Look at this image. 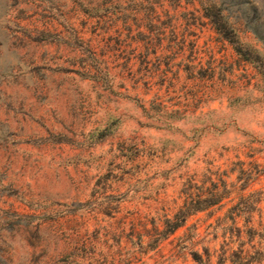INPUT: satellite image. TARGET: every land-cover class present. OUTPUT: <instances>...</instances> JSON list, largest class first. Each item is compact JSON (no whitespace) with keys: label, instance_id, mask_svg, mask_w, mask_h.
Returning a JSON list of instances; mask_svg holds the SVG:
<instances>
[{"label":"rangeland","instance_id":"rangeland-1","mask_svg":"<svg viewBox=\"0 0 264 264\" xmlns=\"http://www.w3.org/2000/svg\"><path fill=\"white\" fill-rule=\"evenodd\" d=\"M252 30L264 0H0V264H264Z\"/></svg>","mask_w":264,"mask_h":264},{"label":"trees","instance_id":"trees-1","mask_svg":"<svg viewBox=\"0 0 264 264\" xmlns=\"http://www.w3.org/2000/svg\"><path fill=\"white\" fill-rule=\"evenodd\" d=\"M205 15L211 20L216 31L228 42H230L234 50L238 55L246 60L254 63L256 66H259V61L262 60V55L256 49L246 45L244 46L240 43L235 30L227 23L224 15L221 13L220 9L216 7L215 3H207L204 7ZM254 35L264 42L263 37L256 30H252ZM264 44V43H263Z\"/></svg>","mask_w":264,"mask_h":264}]
</instances>
